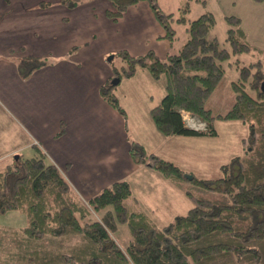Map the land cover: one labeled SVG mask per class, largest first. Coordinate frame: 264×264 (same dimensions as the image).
<instances>
[{
  "label": "trees",
  "instance_id": "1",
  "mask_svg": "<svg viewBox=\"0 0 264 264\" xmlns=\"http://www.w3.org/2000/svg\"><path fill=\"white\" fill-rule=\"evenodd\" d=\"M62 1L69 7L77 4ZM110 1L114 9L107 15L118 20L129 6L142 0ZM147 1L173 48L166 58L153 50L139 55L118 50L113 55L120 56L125 64L121 69L113 66L115 75L129 77L139 68L148 69L155 78L166 74V93L152 108L153 118L164 134L212 135L216 134L215 118L240 119L250 128L248 153L223 164L221 176H194L197 192H188L194 205L162 226L153 221L150 212L127 203L133 196L128 180L115 181L85 201L43 152L23 156L0 172V212L22 209L29 218L23 227L0 228V264H264V91L257 84L260 75L254 74L256 82L251 90L245 85L251 67H240L243 81L232 82V107L224 114H214L207 107L208 99L225 77L224 61L232 51L239 54L256 47L247 41L237 15L227 16L231 50L221 46L218 37L209 36L215 24L212 11L189 19L184 13L189 9L186 4L181 6L182 16L178 18L164 10L159 0ZM180 21L186 22L188 36L178 48L175 42ZM259 52L261 57L251 65L258 67V62H264V51ZM49 63L48 57L25 56L18 61V68L23 77H28ZM106 84L101 87V95L125 116L112 82ZM183 110L206 122V128L188 126ZM130 153L139 163L147 161L146 157L141 159L146 151L139 142H132ZM155 156L151 157L154 162L146 164L167 176L183 178L179 166ZM213 192L219 196L211 195ZM119 223L131 228L133 237L127 247L115 236ZM72 237L79 240L68 244ZM53 238L59 240V245H50Z\"/></svg>",
  "mask_w": 264,
  "mask_h": 264
},
{
  "label": "crops",
  "instance_id": "2",
  "mask_svg": "<svg viewBox=\"0 0 264 264\" xmlns=\"http://www.w3.org/2000/svg\"><path fill=\"white\" fill-rule=\"evenodd\" d=\"M47 1L54 3L42 4ZM77 1L69 7L62 0H0V161L24 148L39 146L75 192L89 199L115 181L131 177L133 171L145 172L130 153L131 140L138 142L140 132L137 128V137L131 135L130 124L135 122L127 103L133 100L135 105L140 97L130 93L125 98L124 116L101 95V87L114 73L109 53L125 49L139 55L154 50L166 58L173 47L163 37L164 27L147 0L129 6L118 20L107 15L114 9L110 0ZM24 55L51 59L23 77L18 61ZM138 73L143 75L147 91L149 85L156 88L147 93L150 104L140 111V121L151 134L149 144L156 140L163 151L167 141L180 138L164 134L152 115V108L166 93L167 82L156 86L157 78L146 68L134 75ZM183 117L188 125L189 118H199L187 110ZM19 125L30 140L9 148L4 135L12 136ZM159 177L166 181V176ZM129 182L133 196L127 203L154 211L137 198L134 190L139 183ZM175 184L170 185L178 188Z\"/></svg>",
  "mask_w": 264,
  "mask_h": 264
},
{
  "label": "rangeland",
  "instance_id": "3",
  "mask_svg": "<svg viewBox=\"0 0 264 264\" xmlns=\"http://www.w3.org/2000/svg\"><path fill=\"white\" fill-rule=\"evenodd\" d=\"M71 2L77 3L78 1L71 0ZM159 2L164 10L173 12L178 18L182 16L179 15L181 13V6L186 4L189 5V9L188 11H184V13H186L185 17L189 19H196L202 13L212 11L215 15V24L209 31V36L218 37L222 44L221 46H226L230 49L232 46L227 40L230 28L227 16L237 15L241 17L240 25L246 33L247 41L256 47V50L253 49L251 52H239V54H237L232 51L231 57L224 61L226 67L225 77L207 101V107H210L214 114H224L232 107L235 97L232 82L238 81L239 79V81H243L240 77V67H251V74L245 82L246 87L251 90H253V83L256 82L254 81V74L260 75L257 84L261 90V85L264 81V62H258V67L251 65V63L258 61L261 57L260 50L264 51V0H159ZM53 3L54 2L50 1L42 2V4H46V6H51ZM34 8H36V6ZM177 34L178 37L175 46L179 48L182 47L187 40L188 33L186 30V22H178ZM163 37L166 38L165 35ZM22 50L25 51L24 48ZM58 53L60 54L61 52ZM111 54L112 53H109V55ZM25 56L28 55H24V57ZM50 56L52 57L53 55ZM48 58L51 59L50 57ZM237 60L240 61V64L237 63ZM109 63L112 66V69L113 66H117L121 69L122 65L125 64V61L120 56H115L109 61ZM140 69L141 68L138 70ZM116 76L118 75L113 73L111 80L117 78ZM119 76L120 81L118 83L115 84L109 80L107 84L112 82L113 91L118 96L119 103L123 108L125 98L128 97L130 93H132L135 98L137 95L140 97L138 100H135L136 106L133 105V100H131L130 103L128 102L127 106L129 107L130 115L135 122L130 124V130L132 129L131 135L137 137L136 129L138 128L140 132L138 142L146 151V155H142L141 159L144 160V157L147 158L146 162L139 163L137 162L136 157L134 158L132 155L135 159V163L140 164L142 168L143 166L145 167V172L141 174L138 171H133L131 177L123 179L134 183L138 182L139 185L135 187L134 190L137 198H139L140 201L151 205L154 209V211H149L148 207H146L145 210L151 213L155 223L161 224L165 222L168 224L171 221H174L178 215L186 213L194 205V201L188 195L189 191L192 193L197 192V188L192 181L194 176H197L198 178H215L221 176L223 164L230 162L234 156H243L248 153L246 148L251 147V143L249 142V124L240 119L215 118L213 126L216 130V134L203 136L178 135L180 138L171 139V141L169 140L170 142L167 141L162 151L160 150L158 141L155 140V144L152 142L149 144L151 134L148 131L146 123L140 121L142 120L140 117V111L144 110V107L150 104L147 93L149 94L150 91H153V89L156 90V88H154V85H149L147 91L146 87L143 86V75L140 73L129 77H126L125 75L123 77H121V75ZM166 82L167 77L164 75L161 78H157L155 84L156 86L162 87ZM137 121L138 123H136ZM188 122L189 125L195 126L199 129L206 128L205 124H201L200 118L192 117L191 119L189 118ZM6 130H8V127L2 128L1 133ZM14 136H16V139ZM4 138L9 148L22 145L30 140L29 135L23 131L21 125H19V129L16 128V131L13 132L12 136L11 134L6 133ZM131 141L137 142L133 140ZM150 149H152L151 152H149ZM41 152L39 146H32L24 148L19 152H14L6 160L0 161V172L4 171L8 164L15 165L23 156L28 158L34 155H40ZM155 155L179 166L183 171V178L179 179L173 176H167L155 166L147 165L146 163L148 162H154L151 157ZM187 174L193 175V178H188ZM159 176H166V181L159 179ZM123 179L121 178L120 180ZM174 182L179 185L178 188H172L173 185L170 184H173ZM211 195L219 196V193L213 192ZM79 197L82 198L81 196ZM84 200L87 201L88 199L86 198ZM156 216H159V218L156 219ZM28 219V214L22 209L0 212V228L8 227L11 230L17 229L25 226L28 223ZM115 236L123 247H127L133 234L127 223H119L115 230ZM48 240L49 237H47V241ZM78 240V237H72L67 240V243L73 244ZM51 244L57 246L59 245V240L53 238L50 241V245ZM3 245H6V243Z\"/></svg>",
  "mask_w": 264,
  "mask_h": 264
},
{
  "label": "water",
  "instance_id": "4",
  "mask_svg": "<svg viewBox=\"0 0 264 264\" xmlns=\"http://www.w3.org/2000/svg\"><path fill=\"white\" fill-rule=\"evenodd\" d=\"M112 58H113V55H110L108 59L110 60ZM113 80H114L113 83L116 84L120 80V77L114 78ZM261 88H262V91H264V81L262 82ZM16 157H18V156H16ZM187 177L188 178H193V175L187 174Z\"/></svg>",
  "mask_w": 264,
  "mask_h": 264
},
{
  "label": "clouds",
  "instance_id": "5",
  "mask_svg": "<svg viewBox=\"0 0 264 264\" xmlns=\"http://www.w3.org/2000/svg\"><path fill=\"white\" fill-rule=\"evenodd\" d=\"M111 55H113V53H112ZM109 56H110V55H109ZM109 56H108V58H109ZM113 58H114V55H113ZM113 58H112V59H113ZM112 59H110V60H112ZM116 77H120V76H116ZM111 81L113 82V80H111ZM119 81H120V80H119ZM119 81H118V82H119ZM118 82H117V83H118ZM261 89H262V88H261ZM186 124H187V123H186ZM187 125H188V124H187ZM188 126H190V125H188ZM190 127H192V126H190ZM193 128H194V127H193ZM195 129H197V128H195Z\"/></svg>",
  "mask_w": 264,
  "mask_h": 264
}]
</instances>
